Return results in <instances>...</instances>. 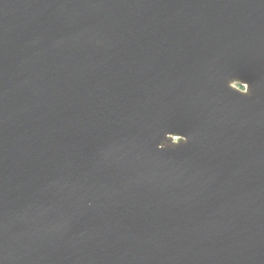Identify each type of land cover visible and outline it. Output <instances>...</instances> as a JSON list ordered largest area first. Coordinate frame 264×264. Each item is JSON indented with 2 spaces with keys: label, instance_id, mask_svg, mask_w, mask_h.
I'll return each instance as SVG.
<instances>
[{
  "label": "water",
  "instance_id": "water-1",
  "mask_svg": "<svg viewBox=\"0 0 264 264\" xmlns=\"http://www.w3.org/2000/svg\"><path fill=\"white\" fill-rule=\"evenodd\" d=\"M0 264H264V0H0Z\"/></svg>",
  "mask_w": 264,
  "mask_h": 264
},
{
  "label": "clouds",
  "instance_id": "clouds-1",
  "mask_svg": "<svg viewBox=\"0 0 264 264\" xmlns=\"http://www.w3.org/2000/svg\"><path fill=\"white\" fill-rule=\"evenodd\" d=\"M245 83H247V82H245ZM247 91H248V88L246 89L245 87H243V90H242V91L239 90V92L242 93V94H246ZM184 139H186V137H183V140H184ZM158 147H159V146H158Z\"/></svg>",
  "mask_w": 264,
  "mask_h": 264
},
{
  "label": "rangeland",
  "instance_id": "rangeland-1",
  "mask_svg": "<svg viewBox=\"0 0 264 264\" xmlns=\"http://www.w3.org/2000/svg\"><path fill=\"white\" fill-rule=\"evenodd\" d=\"M236 86L239 87V88H241V89H243V86L242 85L236 84Z\"/></svg>",
  "mask_w": 264,
  "mask_h": 264
}]
</instances>
